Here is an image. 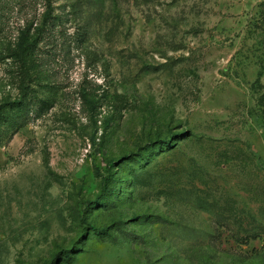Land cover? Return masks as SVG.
<instances>
[{
  "label": "rangeland",
  "instance_id": "obj_1",
  "mask_svg": "<svg viewBox=\"0 0 264 264\" xmlns=\"http://www.w3.org/2000/svg\"><path fill=\"white\" fill-rule=\"evenodd\" d=\"M11 109L0 264H264V0H0Z\"/></svg>",
  "mask_w": 264,
  "mask_h": 264
},
{
  "label": "trees",
  "instance_id": "obj_2",
  "mask_svg": "<svg viewBox=\"0 0 264 264\" xmlns=\"http://www.w3.org/2000/svg\"><path fill=\"white\" fill-rule=\"evenodd\" d=\"M30 48H31V44H29L28 41L26 42L21 41L18 44V49L13 51L11 57H14L16 59H22L23 56L30 50ZM19 108L20 107H18L17 109ZM22 116H23L22 114H18V112H15L13 109L0 111V121L2 122V124H8L11 126L20 125V123L23 121ZM106 185L107 183L105 182V184H103L102 186L103 194L107 193Z\"/></svg>",
  "mask_w": 264,
  "mask_h": 264
}]
</instances>
